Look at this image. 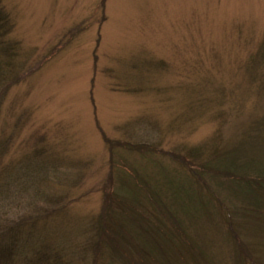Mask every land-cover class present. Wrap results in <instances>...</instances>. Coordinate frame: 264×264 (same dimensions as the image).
Wrapping results in <instances>:
<instances>
[{"label":"rangeland","instance_id":"obj_1","mask_svg":"<svg viewBox=\"0 0 264 264\" xmlns=\"http://www.w3.org/2000/svg\"><path fill=\"white\" fill-rule=\"evenodd\" d=\"M0 6V264H264V0Z\"/></svg>","mask_w":264,"mask_h":264},{"label":"trees","instance_id":"obj_2","mask_svg":"<svg viewBox=\"0 0 264 264\" xmlns=\"http://www.w3.org/2000/svg\"><path fill=\"white\" fill-rule=\"evenodd\" d=\"M5 15L2 12L1 6H0V43L4 42L5 39V35H6V25H5ZM235 147V146H234ZM232 148V150H221V151H211L212 155L215 154L216 158L214 161H211L210 159L206 161H204L203 163L199 162V156L200 154H203L202 150H197L198 152L195 153L193 155V157H191V159L186 158H182V160L176 159L177 161H181V163H183L185 166L188 167H192V169L199 167L197 164V162H199V165L201 166L198 171L199 173L201 171L206 172L208 174H211L213 176H224L226 178H228L229 180L237 183L239 186L241 184V189H244V185L246 187L245 192L247 194H251V198H253L252 200L249 201L250 206L247 208H244L246 211H248L249 213H253L254 214L256 212H258L259 208V197L258 196H264V174L258 170L253 172V168H252V164L250 163V161L246 160V159H241L245 157V152L243 150L242 147V143L240 141L239 143V147L237 148ZM231 151V152H230ZM200 153V154H199ZM237 153L239 155L240 158H238L237 162L236 161H232L231 157H233V154ZM240 159V160H239ZM251 160V159H249ZM192 162V163H191ZM229 162V164H228ZM240 162V163H239ZM230 165L231 163H237L235 165H232L230 167H226V165ZM224 166V168H220L221 166ZM239 165H244L246 167V169H252L250 170L249 174L248 171H244L241 167H238ZM242 173V175L238 176V172ZM199 178H201V174H199ZM243 187V188H242ZM108 198H109V204H111L112 201H114L117 204V207H120L121 205L119 204V201L117 199V197H114L113 195L111 196V194H108ZM257 210V211H256ZM115 214L113 213H109V215H107V221L105 222V224L103 225V228L101 230V233L103 235H108L110 233H116L117 235L120 233V231H122V228H124V231L128 230V228L130 227V221L127 217H124V226L122 225V223L118 222L117 218H115ZM113 221V225H110L109 222ZM116 228H118V230H116ZM14 247L12 246H8L6 242H3L2 240H0V256H2L4 253H6V249L9 250V252H14L12 249Z\"/></svg>","mask_w":264,"mask_h":264}]
</instances>
